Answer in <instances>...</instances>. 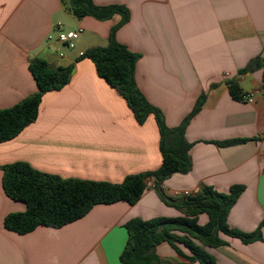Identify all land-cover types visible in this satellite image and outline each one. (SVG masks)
Here are the masks:
<instances>
[{"label":"crops","instance_id":"obj_1","mask_svg":"<svg viewBox=\"0 0 264 264\" xmlns=\"http://www.w3.org/2000/svg\"><path fill=\"white\" fill-rule=\"evenodd\" d=\"M93 1L129 9L130 21L116 38L140 55L137 86L163 113L168 127H178L205 96L186 131L192 169L160 184L165 195L179 200L204 186L229 193L234 185H244L228 224L246 233L256 231L264 223V67L241 71L257 58L264 60V0ZM120 20L119 15L107 21L79 20L61 0H0V110L36 93L29 70L33 59L51 58L54 67L75 65L67 86L45 94L36 122L0 143V264H124L120 258L128 241L127 222L184 216L162 200L155 179H150L135 205H96L61 228L38 227L23 235L4 226L8 215L27 209L4 192L6 165L27 162L63 179L110 183L161 167L154 115L140 125L126 100L98 76L94 63L78 60L90 48L108 44ZM67 31L81 33L65 55L57 37ZM229 81L237 83L241 94H254V101L235 99ZM233 140L241 142L218 145ZM208 220L202 214L198 223ZM262 236L245 244L222 235L228 244L207 250L216 264H264V225ZM156 254L160 264H200L189 262L168 243L159 245Z\"/></svg>","mask_w":264,"mask_h":264},{"label":"trees","instance_id":"obj_2","mask_svg":"<svg viewBox=\"0 0 264 264\" xmlns=\"http://www.w3.org/2000/svg\"><path fill=\"white\" fill-rule=\"evenodd\" d=\"M61 3L79 20L93 17L107 21L116 15L121 16L120 22L111 29L108 44L90 48L78 60L90 59L94 63L98 76L126 100L140 125L154 115L160 133L162 165L155 171L128 175L122 183L63 179L40 172L27 162L6 165L2 167L4 192L10 199L24 203L27 209L24 213L8 215L4 220L5 228L20 235L33 232L38 227L58 229L82 219L96 205L118 202L135 205L145 193L150 179H155L162 200L184 216L147 221L137 218L127 222L128 241L120 258L122 263L160 264L156 248L168 243L189 262L216 264L214 256L207 249L227 245L222 235L238 238L245 244L262 240L264 223L251 233L231 228L228 224L231 209L246 189L244 185H234L229 193H220L213 187L204 186L197 192L183 195L179 200H169L159 186L174 174H188L191 171L192 145L186 140V131L192 117L204 104L205 96H201L192 113L178 127H168L163 113L148 102L137 86L136 65L140 55L130 51L116 38L118 30L130 21L129 9L123 5L97 6L93 0H61ZM255 66L264 67V60H253L241 72ZM29 70L37 91L16 105L0 110V143L16 138L36 122L45 94L67 86L75 65L54 67L46 59L38 57L30 62ZM228 85L231 95L242 100L243 94L237 83L229 81ZM239 142L233 140L218 145L232 146ZM202 214L209 218L203 226L198 223ZM181 246L188 249L190 255H186Z\"/></svg>","mask_w":264,"mask_h":264},{"label":"built area","instance_id":"obj_3","mask_svg":"<svg viewBox=\"0 0 264 264\" xmlns=\"http://www.w3.org/2000/svg\"><path fill=\"white\" fill-rule=\"evenodd\" d=\"M80 31H69V32H60L58 34L57 40L61 44H66L70 49L75 48V41L78 40ZM52 38L50 37L49 40ZM254 94H243L241 95L243 101H247L249 103H252L254 101ZM189 194V193H186Z\"/></svg>","mask_w":264,"mask_h":264},{"label":"rangeland","instance_id":"obj_4","mask_svg":"<svg viewBox=\"0 0 264 264\" xmlns=\"http://www.w3.org/2000/svg\"><path fill=\"white\" fill-rule=\"evenodd\" d=\"M68 32V31H67ZM55 37V36H54ZM56 42V40H53ZM77 43V40L75 41V44ZM107 43H103V45L105 46ZM60 48L62 50V53L67 55L72 49H70L66 44H59Z\"/></svg>","mask_w":264,"mask_h":264},{"label":"water","instance_id":"obj_5","mask_svg":"<svg viewBox=\"0 0 264 264\" xmlns=\"http://www.w3.org/2000/svg\"><path fill=\"white\" fill-rule=\"evenodd\" d=\"M48 62L51 64L53 62V60L51 58H49Z\"/></svg>","mask_w":264,"mask_h":264}]
</instances>
